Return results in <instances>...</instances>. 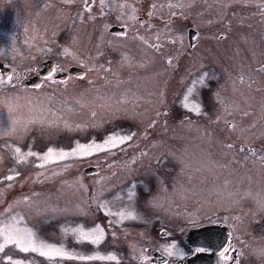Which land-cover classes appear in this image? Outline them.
Here are the masks:
<instances>
[{
  "label": "rangeland",
  "instance_id": "obj_1",
  "mask_svg": "<svg viewBox=\"0 0 264 264\" xmlns=\"http://www.w3.org/2000/svg\"><path fill=\"white\" fill-rule=\"evenodd\" d=\"M42 1L0 0V59L21 78L47 56L85 72L0 83V244L16 230L66 255L7 245L0 264H171L186 230L209 222L229 228L225 264H264V10H235L236 33L234 0H107L104 15L76 0L70 16ZM112 23L126 35L110 36ZM88 144L103 147L42 159ZM159 219L178 237L142 227ZM97 228L98 243L80 239Z\"/></svg>",
  "mask_w": 264,
  "mask_h": 264
},
{
  "label": "flooded vegetation",
  "instance_id": "obj_2",
  "mask_svg": "<svg viewBox=\"0 0 264 264\" xmlns=\"http://www.w3.org/2000/svg\"><path fill=\"white\" fill-rule=\"evenodd\" d=\"M42 1V0H41ZM82 1L81 3V8L84 12H87V13H91L92 11V8L96 9L98 11V14L99 15H104L107 13V5H108V2L107 0H105V3L103 5H101L100 3V0H93V2L90 4L89 8L86 9L85 8V5H84V0H80V2ZM47 5H53V6H56V10L59 12V11H62V12H65L67 14V16H70L71 14H73V11L75 9V5L74 3L76 2V0H74L73 4L72 3H66L65 0H44L41 2L42 5H44L45 3ZM53 3V4H52ZM264 0H260V1H250V0H234L233 3H231L229 5V8L231 10H233V12H230V16H233L234 19L232 20V23L230 22L229 24V31L230 32H237L236 33H240L242 31V29H244V26H242V22H240V24H236L237 20H236V15L234 14V11L237 10V9H241V10H248V12H251V11H258V10H264ZM152 12V11H150ZM152 14V17L156 16L155 14L151 13ZM158 18V17H157ZM153 18L151 20V22L154 24V25H158L160 26L161 28H163L165 30V32L169 31V30H166L168 29L169 27H172L171 26V22L173 21L172 19H160V18ZM139 22V24L142 23V18H138L137 20ZM112 26H118V27H123V33L122 34H118V33H113L111 32L110 28ZM239 26L240 29H237V27ZM156 28V27H155ZM138 29H136L137 31ZM136 31L135 34L138 36L139 39H143L141 37V35H139ZM187 31V38H188V43L189 45H192L194 42H195V38L197 36V31L196 29H194L193 27H187L186 29ZM108 32L110 33V36L112 37H123L124 35H126L127 33V30L126 28L122 25V24H119V23H112L111 25L108 26ZM59 37V35H58ZM62 37V36H61ZM66 37H64V40H65ZM171 37L169 36L168 34V41H170ZM61 43V42H59ZM149 44H151L149 41L147 42ZM62 44V43H61ZM160 47V44L156 41L155 42V48L158 49ZM62 50V49H61ZM63 54V53H62ZM169 60L170 58L167 57L166 59V62L169 63ZM169 65V64H168ZM53 68H57L58 70L55 72V74L52 76V78L50 80H56V81H60V82H65L66 80H69L71 78H76V75L74 73L76 72H81L82 74H84L85 70L75 64V63H69V64H65V65H61L58 61H56L53 57H50V56H47L45 58H43L40 62L34 64L33 66L29 67L30 69V74L27 75L26 77H23L21 78V76H24L26 73L24 71H21L19 69H13L11 67L10 64H8L7 62H5L3 59H0V76H3L5 79L7 76H11L12 79L11 80H16L17 78L19 79V83H22V85H25L26 87H29V88H34V87H38L43 85L44 82L48 79V74L50 72L51 69ZM78 68L81 70H78ZM36 78L37 80V83L36 85H33V86H29L26 82L28 80H30L31 78ZM87 167H90V166H87ZM86 168V167H85ZM91 172L95 171L94 168H91ZM212 223V225H219V226H224L227 230H226V233L228 235V240H229V244L231 246V250L233 249V242H232V239L230 237V231H229V228L223 224V223H218V222H210ZM200 225H196V226H193V227H190L188 230H186L185 234H184V244L186 246V249L188 250V252H186V255L185 257L183 258V260H176L174 262H172L171 264H187V258L192 256L194 253H196V249L195 247H192L190 245L187 244L186 242V236H187V233L193 229V228H197V227H200ZM143 228H147L148 231H152L155 229L157 230L158 229V237L161 238V240L163 239H170V238H173V237H178L176 233H172V232H169L166 228H165V223L162 222L161 219H159L158 223L156 224H153V225H149V226H142ZM205 252H208V250H206ZM232 252V251H231ZM232 254H234L232 252ZM160 258V257H159ZM223 264H225V260L223 259Z\"/></svg>",
  "mask_w": 264,
  "mask_h": 264
},
{
  "label": "snow or ice",
  "instance_id": "obj_3",
  "mask_svg": "<svg viewBox=\"0 0 264 264\" xmlns=\"http://www.w3.org/2000/svg\"><path fill=\"white\" fill-rule=\"evenodd\" d=\"M65 2L66 3H73L74 0H65ZM92 2H93V0H84L85 8L88 9ZM100 3H101V5H103L105 3V0H100ZM262 6H264V5H262ZM153 7H156V5H153ZM197 39H198V37H197ZM65 51H67V50H65ZM169 63H171V61H169ZM57 70H58L57 68L51 69L49 74H48V78L51 79ZM11 79H12L11 76H7L6 79L3 76H0V83L10 82ZM37 87H38V85H37ZM185 106L187 107V105H185ZM192 111H194L198 115L201 113V110L199 107L193 108ZM244 115H247V113H244ZM131 139H132V136H130V135H126L123 137L110 136V137H108L107 140L104 141V143L110 144L113 146H118V143L122 144L126 141H130ZM102 147L103 146L100 144L78 145V147L73 149L71 153L61 151L59 154H55L52 149H49L48 152L45 154V156L42 157V159L47 160V159L51 158L53 155H57V158L62 160L68 155H76L77 153H79L82 156H87V155L91 154V152L93 150L99 151L102 149ZM228 147L232 148L233 145H228ZM241 150L243 151V149H241ZM19 151L20 150L17 149V152H19ZM7 179H12V177H8ZM103 236H104V231H103V229H100V228H97L96 230H94L92 232H83V231L80 232V239L81 240H91L93 243H98L101 239H103ZM7 245H14L24 252H28L30 250L33 252H40L41 255L48 256V257L66 255V253L63 251L62 248H55L51 245H46L43 243L37 244L36 240L32 237L31 233H29L27 236H25L16 230L6 231L4 233V243L0 244V252H3ZM206 250H208V249L202 248V247L196 249L197 252H202V251H206ZM231 251H232L231 246L229 245L227 247H223L221 249L219 255L227 262L228 260L233 259V257L230 255ZM168 254L173 255L174 253L171 250H169ZM92 258L93 257H81V259H92ZM105 258L110 259V260L115 259L114 256L100 257V259H105ZM7 259L9 262L12 261L11 256H8Z\"/></svg>",
  "mask_w": 264,
  "mask_h": 264
},
{
  "label": "water",
  "instance_id": "obj_4",
  "mask_svg": "<svg viewBox=\"0 0 264 264\" xmlns=\"http://www.w3.org/2000/svg\"><path fill=\"white\" fill-rule=\"evenodd\" d=\"M111 32L122 34L123 27L112 26ZM78 70H80L78 68ZM81 71V70H80ZM81 76V72L74 73ZM29 86L36 85V78H31L26 82ZM86 173L91 171L90 167L84 168ZM226 228L219 225H204L191 229L186 236L188 245L195 248H206L208 252H196L187 258V264H223V258L219 255L223 247L229 246Z\"/></svg>",
  "mask_w": 264,
  "mask_h": 264
},
{
  "label": "bare ground",
  "instance_id": "obj_5",
  "mask_svg": "<svg viewBox=\"0 0 264 264\" xmlns=\"http://www.w3.org/2000/svg\"><path fill=\"white\" fill-rule=\"evenodd\" d=\"M204 225H212V223H204V224H201V226H204Z\"/></svg>",
  "mask_w": 264,
  "mask_h": 264
}]
</instances>
